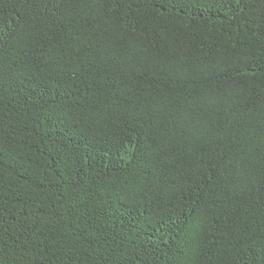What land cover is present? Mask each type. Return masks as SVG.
I'll use <instances>...</instances> for the list:
<instances>
[{"label": "trees", "instance_id": "1", "mask_svg": "<svg viewBox=\"0 0 264 264\" xmlns=\"http://www.w3.org/2000/svg\"><path fill=\"white\" fill-rule=\"evenodd\" d=\"M0 264H264V0H0Z\"/></svg>", "mask_w": 264, "mask_h": 264}]
</instances>
